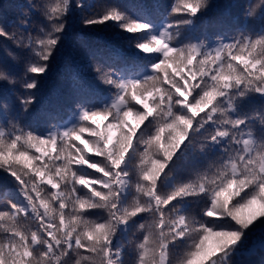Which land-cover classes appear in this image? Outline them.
<instances>
[{
  "label": "snow or ice",
  "instance_id": "snow-or-ice-1",
  "mask_svg": "<svg viewBox=\"0 0 264 264\" xmlns=\"http://www.w3.org/2000/svg\"><path fill=\"white\" fill-rule=\"evenodd\" d=\"M209 6V0H173L166 22L157 25L151 19L155 5L138 3L134 13L115 5L95 12L86 0H55L44 11L48 26L36 37L29 34L26 43L0 28V37L29 49L23 83L28 95L20 100L25 113L35 100L30 90L50 71L69 15L78 10L85 31L111 22L125 33L142 32L132 41L142 62L125 61L131 71L93 64L96 80L111 93L101 102L78 101L72 121L45 132L0 126V171L6 174L0 183L11 180L18 190L4 193L0 264H126L117 234L129 232L142 233L129 241L134 264H234L247 234L264 232V28L237 30L215 46L185 43L183 33L197 28ZM181 12V19H170ZM151 53L157 55H142ZM0 81L16 83L5 69ZM253 99L260 106L248 109ZM132 114L136 126L128 124ZM96 118H110L104 131L92 127ZM108 129L120 134L113 140ZM84 133L91 138L82 143L94 156L72 143ZM198 139L201 151L219 150L221 162L210 175L177 181L173 173L195 154ZM41 145H51L55 157L43 162L29 155ZM41 183L59 191L42 195ZM189 198L204 201L203 216L223 219L189 215ZM141 214L150 218L147 224ZM29 220L34 230L23 226Z\"/></svg>",
  "mask_w": 264,
  "mask_h": 264
},
{
  "label": "trees",
  "instance_id": "trees-1",
  "mask_svg": "<svg viewBox=\"0 0 264 264\" xmlns=\"http://www.w3.org/2000/svg\"><path fill=\"white\" fill-rule=\"evenodd\" d=\"M86 2L93 5L95 12H103L106 6L115 5L134 13V5L138 3L155 5L151 19L153 23L161 25L166 22L165 18L173 0H86ZM54 3L55 0H0V28L8 33H15L16 39L23 37L26 43L29 34L36 37L40 35L39 30L41 27L48 26L44 11L48 5ZM209 5L201 18L202 22L198 23L197 28L183 33L185 43L189 41L192 43L203 42L215 46V43L220 39H225V42H227L226 38L235 35L237 30L258 32L261 28H264V0H209ZM249 13L251 14L249 15ZM79 15L80 13L77 10L74 15L68 16V27L58 51L51 61L50 71L40 80L37 89L30 90L35 95V100L27 113L22 111L20 100L28 95V92L23 88V83L26 80L25 66L29 49L18 46L13 39L0 37V69L11 70V75L16 80L14 84L0 81V126L10 130L12 124L24 127L30 125L33 129L45 132L52 125L67 124L74 118L78 101L99 103L111 94L109 89L96 80V74L93 71L94 63H103L105 67L119 72L132 70L131 65L126 64L125 61L136 59L137 62H142L135 55L138 50L132 46V41L136 36L142 35V32L125 33L112 26L111 22H109L107 28L96 26L94 31H85L78 23L77 18ZM183 15V12L176 13L170 19L176 21L181 19ZM22 21H27L25 27L21 26ZM97 50L101 51L97 52ZM9 53H12V55H9ZM142 55L153 56L157 54ZM168 71L173 74V68L170 67ZM182 75L188 76V69H184ZM176 79L179 80L180 77L177 76ZM189 100L191 101V97H189ZM133 103L135 102L133 101ZM260 103L258 99H253L247 105V108H259ZM136 108L143 110V105L137 104ZM127 120L131 126H136L138 123L134 114L129 115ZM109 122L110 118L109 120L96 118V122L92 124V127L99 125L101 131H104L105 125ZM88 123L91 124L92 122ZM140 127H143V125ZM258 127L259 125H257ZM107 134L114 140L120 133L117 130L108 129ZM167 134L166 132L163 135L167 136ZM90 138L89 133H84L81 140L74 139L72 143L84 149L88 156H94L93 152L88 151L90 145L82 143V141ZM201 143L203 141L198 139L195 154L190 155L188 159L178 164L176 171L173 173L177 181L195 180L198 175L203 174L205 171H208L210 175L221 162L222 154L219 150L209 151L205 148L201 151L199 148ZM39 147V152L34 148L30 149L29 155L42 156L43 162L48 161L49 155L55 157L56 152L51 145H41ZM72 151L75 154V149H72ZM95 158L100 159V157ZM56 163L59 164L60 161H56ZM40 164L41 161H33L34 166ZM25 170L28 171L29 169ZM0 175L6 174L0 171ZM40 187L44 189L42 195L51 189V185L46 183H41ZM9 189L18 191L16 184L11 180L0 183V211H5L8 208L4 193ZM51 191L59 190L51 189ZM21 199L23 198L21 197ZM189 200L190 203L187 207L189 215L205 220L223 219L203 216L204 201L198 198H189ZM229 207H231V203ZM141 215L145 216V219L141 222L147 224L150 218L146 217L145 214ZM227 220L231 221V218H227ZM231 223L234 224L235 222L231 221ZM22 224L25 228L32 230L36 227V224L31 220L22 221ZM225 226L227 227V225ZM2 236L3 233L0 232V237ZM117 239L124 245L123 259L126 264H134V243H129V241L142 239V233L137 232L135 235L131 232L118 233ZM212 243L213 241L210 240L208 242L209 246ZM262 243H264V232L261 229L258 228L248 233L243 240L240 251L233 257L234 264H264ZM179 251L180 249H177V254Z\"/></svg>",
  "mask_w": 264,
  "mask_h": 264
}]
</instances>
